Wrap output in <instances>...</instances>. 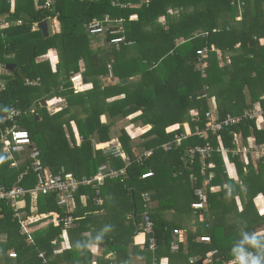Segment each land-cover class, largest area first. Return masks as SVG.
Returning a JSON list of instances; mask_svg holds the SVG:
<instances>
[{
	"label": "trees",
	"instance_id": "trees-1",
	"mask_svg": "<svg viewBox=\"0 0 264 264\" xmlns=\"http://www.w3.org/2000/svg\"><path fill=\"white\" fill-rule=\"evenodd\" d=\"M106 15L111 19L104 32L91 34L87 25ZM46 19L55 26L47 38L37 26ZM1 23L9 24L0 27L4 70L0 76L5 81V87L0 84V156L6 157L0 164V189L34 188L40 176L46 183L65 173L92 178L103 164L126 170L106 177L102 185L81 184L70 198V191L60 189L47 194L31 191L15 199L0 197V264H161L164 257L168 264L175 259L203 264L215 250L213 264H238L233 252L245 234H264V213L255 204V198L264 195V170L244 162L251 156L229 153L238 176L230 178L222 153L214 150L206 157L202 174L201 157L191 163L187 151L207 142L235 149L238 134L263 143L264 124L243 119L206 139L189 135L172 150H164L162 144L185 133L183 127L169 131L173 124L192 118V132L204 128L206 113L214 106L221 119L243 114L256 103L264 106V0H58L52 11L37 7L34 0H0ZM116 36L124 39L112 43ZM204 48V55H198ZM51 51L58 57L55 66ZM9 63L15 64L13 71L7 69ZM83 67L93 90L75 92L72 76ZM27 79L38 84H27ZM55 96L65 98L68 105L50 113L42 102ZM79 106L89 114L86 118H77L71 109ZM12 107L21 110L15 122L6 119ZM133 114L129 121L140 125L141 133L124 127L113 136L117 122ZM14 123L30 133L32 142L8 153L2 134ZM116 140L129 160L114 154ZM148 150L152 154L145 156ZM258 157L264 166V155ZM149 170L153 175L143 178ZM212 186L219 187L213 191ZM198 187L206 189L205 209L192 206L199 200ZM144 194L154 204L146 206ZM100 209L106 214L93 213ZM53 213L58 214V224L52 221L35 229L43 219L38 216ZM146 215L153 221L154 234L135 243L136 232H144ZM69 216L82 217L66 229L71 248L55 253ZM238 216L246 220L239 224ZM192 219L196 228L185 232L184 222ZM91 220L100 229L86 236ZM21 222L32 230L30 235ZM204 234L211 242L199 239ZM151 236L156 238L155 250L150 247ZM257 238L264 243V235ZM173 242L179 244L177 250ZM92 244L101 246L102 256H94ZM243 246L253 255L264 253ZM11 251L17 257H11ZM107 253L115 256L108 258ZM192 257L197 258L195 263Z\"/></svg>",
	"mask_w": 264,
	"mask_h": 264
},
{
	"label": "built area",
	"instance_id": "built-area-1",
	"mask_svg": "<svg viewBox=\"0 0 264 264\" xmlns=\"http://www.w3.org/2000/svg\"><path fill=\"white\" fill-rule=\"evenodd\" d=\"M36 3L37 7H41L47 10H54L56 6L57 0H34ZM111 17L109 15H106L104 19H99L95 18L93 21H91L88 25L87 28L91 34H98V33H103L105 30V22H109ZM122 20V19H121ZM114 33H117L115 31ZM124 37L121 36H116L113 37L111 40L112 43H120ZM207 51V48L200 49L197 51L198 55L203 56L204 53ZM3 67L0 65V75L3 74ZM2 77L0 76V84L2 87H5V82L2 81ZM27 84H38V80H31L27 79ZM21 114V110L17 107H12L7 118L8 120H11L13 122L16 121V117ZM206 116L208 118L207 124L204 128L200 129L197 127L195 129V132H189V133H182L178 134L175 136V138L171 141L165 142L162 144V147L164 150H172L175 147L181 146L183 143V140L192 134H197L198 136L206 139L210 136L211 134H218L220 131L224 130L226 127L233 126L237 123H239L243 119H249V120H255L258 124H264V106L260 103L254 104L253 107L245 111L243 114L240 115H231L228 114L226 118L221 119L218 115V112L216 110V106L212 107L207 113ZM2 141L4 142V148L8 153H12L14 151L22 150L26 146L30 145L32 140L30 133L26 129H22L18 127L16 123L2 134ZM239 148V147H238ZM235 148V149H230L227 147L223 146H218L215 147L210 143H206L204 145H198L196 147L190 148L187 153H188V159L191 163H193L199 155L201 157V162H202V169L201 172L202 174H205L206 172V164H205V159L206 157L214 150L221 152L222 154H227L231 153L233 156H237L239 154L242 155H248L250 151L262 156L264 155V142L263 143H258L255 142V139H252L251 143L248 144V146H244L243 148ZM153 150H148L145 152V156H149L152 154ZM114 154L116 156H120L125 158L126 160H129V158L124 154L119 147L115 150ZM38 156V151L33 153V157L37 158ZM143 156H139L137 160H142ZM35 167L36 169H41V165L37 163L36 161ZM126 170V167L121 168L120 170L114 169L112 167H109L106 164H103L100 166L98 173L94 177L90 178H84V179H79L74 177L72 174L65 173L64 175L61 174L57 176L55 179L49 180L46 183L43 182L41 176L39 177V182L34 188H25L23 186L20 187H12L9 190H5V188L0 189V197H8L11 199H15L17 197H20L21 195L27 193V192H43L44 194L49 193L50 191L54 189H60L63 191H70V196H72L73 191H76L78 187L81 184H92L96 183L97 185H102L105 182L106 177H116L121 174H123ZM154 173L153 170H149L145 173L142 174L143 178H148L152 176ZM196 194L199 197V200L194 202L192 206L194 208H203L205 206V201H206V195L203 192L202 188H197L196 189ZM145 201L147 202L146 206L151 205V198L148 196V194H144ZM99 202L102 201V199H98ZM62 203L67 202L66 198L61 201ZM17 217H21L19 214H17ZM73 222V217L69 216L64 219V223L66 226L70 227V225ZM22 224V229L25 232L26 231V225L24 222H21ZM144 232L146 234H154V224L153 221L150 219L148 215L145 216V224H144ZM175 234L179 233L178 229L174 230ZM203 241H209L210 237L209 236H202ZM150 247L155 250L157 247L156 243V238L154 236H151V244ZM172 248L174 250H177L179 246L177 245L176 242L172 243ZM215 252H212L214 254ZM11 257H17L16 252H12L10 254ZM211 261V258L209 262Z\"/></svg>",
	"mask_w": 264,
	"mask_h": 264
},
{
	"label": "crops",
	"instance_id": "crops-1",
	"mask_svg": "<svg viewBox=\"0 0 264 264\" xmlns=\"http://www.w3.org/2000/svg\"><path fill=\"white\" fill-rule=\"evenodd\" d=\"M132 17H136V15H132ZM8 24L9 23H1V28H5V27H7L8 26ZM49 31H50V34L51 33H54V31H55V27L54 26H52V27H50V23H49ZM52 52V54H50L49 55V57H51L52 59H51V61H52V64L55 66L57 63H58V57L56 56V53H55V51H51ZM52 55V56H51ZM81 71H82V69H81ZM82 72H80V73H77V74H75V75H73L72 76V81H76L80 76L81 77H83V75L81 74ZM85 78H86V81H85ZM2 81L3 82H5L4 81V79H2ZM88 82V79H87V77H83V85H80L79 86V89H80V91L81 90H84V89H89V87H91V83H87ZM75 85H77V84H73V88H75ZM47 102V107H48V110L50 111V113H53V110H55L56 109V107H59V106H62L63 104H65L64 102V100H63V97H60V96H55V97H53V98H50L49 100H47L46 101ZM190 121H192V118H191V120H186V121H184V122H182V124H178V123H176V124H173V125H171L170 127H169V131H173V130H177L178 128H181V127H183L184 129H185V133H189V132H191L192 131V126H191V122ZM249 137V136H248ZM248 137H244L243 135H240V134H238L237 136H236V141H237V143H238V147L239 148H243L244 146L246 147V146H248V144H250L251 143V141H252V139L253 138H248ZM255 142H256V140H255ZM237 147V148H238ZM238 148V149H239ZM125 153V152H124ZM223 155V159H224V164H225V167H226V169H227V172H228V174H229V177L230 178H234V179H238V176H237V168H236V163H235V161H233V159L229 156V153H227V154H222ZM233 156V155H232ZM241 156H247V155H242L241 154ZM248 156H251L250 157V161L248 160L249 158L247 157V158H243V160H244V162L246 163H250V164H253L252 166L255 168V170H258V169H260V167H262V169L264 170V166H263V164L262 163H260V161H259V157L258 156H260V155H258V154H256V153H254V152H252V151H250L249 152V154H248ZM12 157V156H11ZM128 157V156H127ZM15 163L16 162H13V164L15 165ZM246 169V171H247V168H245ZM207 183H208V180H205V182H204V188H206V185H207ZM218 187L219 186H212L211 187V190H213V191H216L217 189H218ZM203 189V188H202ZM203 192H204V194L206 195V200H207V194H206V189H203ZM101 199V198H100ZM82 202H83V204L84 205H86L87 204V197L86 196H83L82 197ZM71 203H72V205H73V208H74V204H73V202H71V201H68V205L70 206V208L72 209V206H71ZM99 204H101V202H99ZM205 206L203 207V208H198V209H205L206 207H207V202L205 201ZM255 204H256V207L258 208V210L260 211V213L261 214H263L264 213V195L262 194V193H260L256 198H255ZM93 213L94 214H98V215H105L106 214V212L103 210V209H100V210H95V211H93ZM86 216V215H85ZM41 217V222L39 223V224H37V225H35V229H37V228H41V227H44V226H46V225H48L50 222H52V221H54L55 222V224H58L59 223V220H58V214L57 213H53V216L52 217H50V214H43V215H40V216H38V218H40ZM82 218V217H81ZM81 218H79V217H75L74 218V220H76V219H79V221L81 220ZM169 218L170 219H172L173 218V215L171 214V213H169ZM178 219L179 218H175V220H177L178 221ZM20 220V219H19ZM180 220V219H179ZM176 221V222H177ZM184 224L186 225V227L184 228V231L185 232H189V230H193V229H195L196 228V225H195V222H194V219H192L191 221H185L184 222ZM99 225V224H98ZM63 232L61 233V235L59 236L60 238H61V240L60 241H58L57 242V246L55 247L56 248V251H55V253H59V254H62L65 250H68V248H71V241H70V237L68 236V232H67V228H69L68 226H66L65 225V223L63 222ZM86 233H85V235L87 236V235H90V234H92V233H94L95 231H98L99 229H100V227L98 226L97 227V225L95 224V223H93V221L91 220L87 225H86ZM202 236H209V235H207V234H204V235H201L200 236V240L202 241V242H211V237H210V240L209 241H203L202 240ZM146 237H147V234L145 233V232H140V231H138V232H136V234L134 235V241H135V243H142L145 239H146ZM54 242H56V240L54 241ZM178 246H179V244H177ZM90 249L92 250V252L94 253V256H96V257H100V256H102L103 254H102V250H101V246L100 245H98V244H92V245H90ZM212 252H215L216 253V250L215 251H211L210 252V254H209V256L204 260V262H203V264H213V255L215 254H212L211 255V253ZM42 259H43V257H44V253L43 252H41L40 253V255H39ZM115 256V254L114 253H107V255H106V257H108V258H113ZM13 258H15V257H13ZM210 258H211V261L209 262V260H210ZM196 259L197 258H195V257H192L190 260H191V262H196ZM48 260V259H47ZM46 260V258H44V263L47 261ZM138 260V259H137ZM169 258L168 257H164L163 259H162V263L161 264H168L169 263ZM174 261V264H182V263H179V262H181L180 260H178V259H175V260H173ZM98 262L97 261H94L93 263H91V264H97ZM59 264H67L65 261L63 262H60Z\"/></svg>",
	"mask_w": 264,
	"mask_h": 264
},
{
	"label": "rangeland",
	"instance_id": "rangeland-1",
	"mask_svg": "<svg viewBox=\"0 0 264 264\" xmlns=\"http://www.w3.org/2000/svg\"><path fill=\"white\" fill-rule=\"evenodd\" d=\"M10 2H11V0H10ZM13 2H15V1H13ZM49 23H50V27H52V26H54V23H53V20L51 19L50 21H49ZM0 26H1V24H0ZM55 27V26H54ZM35 29H36V27H34ZM219 52V56L220 55H222V52L221 51H218ZM50 54H52V52H49ZM53 55V54H52ZM51 55V56H52ZM208 56V55H207ZM206 55H205V58L207 57ZM42 58H40L39 60H41ZM52 59V58H51ZM221 64L223 65V64H225V62L223 61V62H221ZM83 71H84V67L82 68V75H83ZM80 73V72H79ZM110 74H111V72H110ZM84 77V76H83ZM83 77H79L76 81H73V84H77V85H75V88H73V90L75 91V92H80V89H79V86L80 85H83L82 83H83ZM88 90H93V83H91V87H89V89ZM82 91V90H81ZM111 99H113V98H111ZM63 100L65 101L64 103L65 104H63L62 106H59V107H56V109L55 110H53V113H56V112H58V111H61V110H63V109H65L66 107H67V105H68V103H67V101L65 100V98H63ZM73 111H74V113H76L77 114V118H82V117H84V118H86L89 114L88 113H86V112H84L83 110H82V108L79 106V107H76V108H71ZM34 112V111H33ZM72 113V112H71ZM135 114H133V115H131L130 117H128V118H126V119H123V120H120V121H118L117 123V125H115L114 126V128H115V131L113 132V136H117V134L119 133V131L121 130V128H127L128 130L130 129L133 133H136V134H140L141 133V127H140V125H137V124H134V123H132V121L130 122L129 120H130V118L132 117V116H134ZM101 120L103 121V122H107V118H106V116L105 115H102V118H101ZM76 121L77 120H73L72 122H71V124H72V127H73V130H74V133H75V137H76V140H78L79 142L82 140V136L80 135V133H79V131H78V127H77V124H76ZM67 126V125H66ZM77 131V132H76ZM119 141V140H118ZM118 141L116 140V144L113 146V148H115V149H117V147H119L120 149H121V151L124 153V151L122 150V148H121V146H119V143H118ZM103 147H104V145H103ZM125 154V153H124ZM25 157V156H24ZM152 204H154V202H152ZM244 219L245 218H243V217H240V216H238L237 218H236V222L237 223H242L243 221H244ZM246 220V219H245ZM26 225V234H31V231L32 230H30L28 227H27V224H25ZM31 237V236H30ZM31 240H32V238H30ZM14 251V250H13ZM13 251H11V252H13Z\"/></svg>",
	"mask_w": 264,
	"mask_h": 264
},
{
	"label": "clouds",
	"instance_id": "clouds-1",
	"mask_svg": "<svg viewBox=\"0 0 264 264\" xmlns=\"http://www.w3.org/2000/svg\"><path fill=\"white\" fill-rule=\"evenodd\" d=\"M12 1H15V0H12ZM39 23H37V26ZM48 23H49V20H48ZM5 159L6 157L0 156V164H3ZM229 188L231 189V187ZM228 195L229 197L232 195V190L229 191ZM73 220H74V217H73ZM70 226H72V224ZM260 235H264V234H256L255 236H252V237H248L245 234V239L241 242V246L238 248V250H234L233 252V255L235 256L236 262H238V264H264V253H262L261 255H253L252 253L246 251L245 247L243 246L246 244L258 250L264 249V243H262L257 238Z\"/></svg>",
	"mask_w": 264,
	"mask_h": 264
},
{
	"label": "water",
	"instance_id": "water-1",
	"mask_svg": "<svg viewBox=\"0 0 264 264\" xmlns=\"http://www.w3.org/2000/svg\"><path fill=\"white\" fill-rule=\"evenodd\" d=\"M39 28L42 30L43 34H44V37H49L50 36V31H49V23H48V20H43L41 21L39 24H38ZM7 66V69L10 70V71H13L14 68H15V64L13 63H9L6 65ZM85 81H86V78H85ZM127 79L124 80V82H126ZM42 105L44 106H47V102L46 101H43L42 102ZM34 114L36 116V119L39 118V115H38V112L37 110H34Z\"/></svg>",
	"mask_w": 264,
	"mask_h": 264
}]
</instances>
